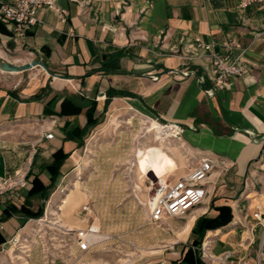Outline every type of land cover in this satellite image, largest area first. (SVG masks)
Here are the masks:
<instances>
[{
	"label": "crops",
	"instance_id": "0c3cea01",
	"mask_svg": "<svg viewBox=\"0 0 264 264\" xmlns=\"http://www.w3.org/2000/svg\"><path fill=\"white\" fill-rule=\"evenodd\" d=\"M9 1L0 0V9ZM56 5L65 17L43 9L40 23L18 41L13 26L0 17L8 31L0 30L6 57L16 53L21 64L40 59L52 74L38 67L20 79L0 71V176L19 172L27 183L18 198L5 199L7 205L20 208L35 178L42 187L50 185L46 165L54 153L70 154L64 175L104 119L112 117L109 125H117L118 112L133 110L180 126L194 157L215 163L208 196L189 215L195 220L184 246L162 263L179 261L192 247L217 264H264V0H56ZM197 39L229 55L245 73L215 89L208 61L185 57ZM232 40L239 46L229 53L225 45ZM186 72H195L204 84L196 75L181 76ZM90 113L99 122L93 128H88ZM50 132L54 138L47 140ZM176 165L161 164L154 176L165 182L175 171L163 180L161 172ZM2 206L0 232L8 243L24 217L5 221ZM223 206L232 209L228 225L202 237L193 233L199 219L216 218V208ZM54 213L50 207L48 214ZM65 215L76 224V216ZM98 226L95 221L93 228ZM249 237L253 240L245 243Z\"/></svg>",
	"mask_w": 264,
	"mask_h": 264
},
{
	"label": "rangeland",
	"instance_id": "374dc122",
	"mask_svg": "<svg viewBox=\"0 0 264 264\" xmlns=\"http://www.w3.org/2000/svg\"><path fill=\"white\" fill-rule=\"evenodd\" d=\"M7 54L0 47V56L22 65L16 53ZM34 72L12 75L26 79ZM115 117L117 125H109L112 117H107L88 136L77 154L76 165L61 174L47 200L40 196L31 199V209L36 212L43 208V215L12 230L16 235L9 236L8 243L0 247V264H163L167 257L179 253L195 218L189 213L155 223L149 219L148 206L153 205L158 167L177 164L162 171L160 178L175 171L169 180H177L194 165V153L175 136L163 141L160 127L165 122L133 110H122ZM89 142L91 150L87 151ZM138 184L142 192L136 190ZM87 204L93 206L90 217L83 212ZM50 207L55 210L53 215L48 214ZM66 213L78 218L76 224L67 219ZM60 220L68 228L54 224ZM95 221L99 232L93 228ZM76 229L92 232L90 251L79 250ZM95 232L104 236L100 243L94 239ZM12 249L13 255L9 252ZM202 260L218 263L217 259Z\"/></svg>",
	"mask_w": 264,
	"mask_h": 264
},
{
	"label": "built area",
	"instance_id": "2783aa9c",
	"mask_svg": "<svg viewBox=\"0 0 264 264\" xmlns=\"http://www.w3.org/2000/svg\"><path fill=\"white\" fill-rule=\"evenodd\" d=\"M244 6L246 7L247 4ZM43 9L56 11L62 17L66 16L65 11L58 9L56 0H10L2 3L0 17L8 25L13 26L14 38L15 41H18L24 39L27 33L40 23L39 15ZM225 46L226 50L231 53L239 45L235 40H232ZM189 56H200L208 61L215 89L228 87L231 78L240 77L245 73V69L240 63L232 60L229 55L221 56L215 53L212 46L205 44L201 39H197L194 44L189 45L185 57L189 59ZM206 93L212 95V90ZM178 127L180 131L174 136L181 140L183 130L180 126ZM45 138L52 140L54 134L50 132ZM193 160L195 163L185 176L177 180H167L164 183L157 180L152 188L151 201L153 205L148 206L150 221L162 223L169 217H183L204 203L208 196L206 184L215 169V163L208 157L199 159L194 157ZM262 164L264 166V160ZM26 185L25 177L19 172H15L14 175L0 176V203L3 204V210L9 207L5 199L7 197L18 198L17 192ZM83 212L90 217L93 213V206L85 205ZM254 218L261 221L259 213H256ZM88 236L89 230L77 232L78 248L81 252H88L91 249V245L87 241ZM13 241L18 242V239L15 238ZM209 259L213 261L214 258L209 257Z\"/></svg>",
	"mask_w": 264,
	"mask_h": 264
},
{
	"label": "trees",
	"instance_id": "16d2710c",
	"mask_svg": "<svg viewBox=\"0 0 264 264\" xmlns=\"http://www.w3.org/2000/svg\"><path fill=\"white\" fill-rule=\"evenodd\" d=\"M0 30L3 33H8L6 30L4 23L0 21ZM64 104V103H63ZM80 109H76L73 113H78ZM88 118V128H93L99 124L98 121L92 120L93 114H89ZM86 131H84V134ZM70 157L69 153H65L63 149L58 150L56 153L53 154L52 158L53 161L51 164L46 165V170L50 174L51 183L49 186H43L40 183L41 181L38 178H35L32 182V188L27 193L25 203L20 207L16 208L14 206L8 207V209L3 210L4 220H9L14 215L20 214L24 217V221L21 224L24 226L27 220L30 219H38L43 215V208H40L38 211L34 212L31 209V199L35 196H40L44 200H47L49 196V192L55 186L58 178L61 176V169L64 166L66 160ZM216 211L219 212L218 216L213 219L201 218L197 221L196 227L193 230V233H199L202 237L204 236L205 232L208 230H214L221 228L223 226L228 225L233 218L232 209L230 207H217ZM7 243L6 237L0 232V246H3ZM197 244L196 246L199 247L201 242L195 241ZM173 264H206L202 258L201 254L198 251H194L193 248H188L187 251L183 254L182 258L174 262Z\"/></svg>",
	"mask_w": 264,
	"mask_h": 264
},
{
	"label": "water",
	"instance_id": "95a60500",
	"mask_svg": "<svg viewBox=\"0 0 264 264\" xmlns=\"http://www.w3.org/2000/svg\"><path fill=\"white\" fill-rule=\"evenodd\" d=\"M38 67L43 68L47 73L51 74L47 65L40 59L33 60V61L26 63V64L16 65V64L10 63V62L4 60L2 57H0V71H2L4 73L21 74V73L28 72V71L33 70V69L38 68ZM191 75L198 76L199 82L202 85L204 84L203 78L200 77L199 75H197L195 72L182 73L181 76L188 77ZM214 93H215V91L212 90V95H214Z\"/></svg>",
	"mask_w": 264,
	"mask_h": 264
},
{
	"label": "bare ground",
	"instance_id": "6f19581e",
	"mask_svg": "<svg viewBox=\"0 0 264 264\" xmlns=\"http://www.w3.org/2000/svg\"><path fill=\"white\" fill-rule=\"evenodd\" d=\"M0 57H1V56H0ZM160 129H162V131H161V132H162V136H161V138H163V141H166L168 136H169V137H172V136L176 135V133H178V132L180 131L179 127H178V126H175V125H171V126H161ZM85 165H86V162H85L84 166H85ZM161 182H163V181H161ZM163 183H164V182H163ZM206 185H207V184H206ZM136 190L139 191V192H142V187L138 184V185L136 186ZM138 197H139V194L136 192V198H138ZM138 199H139V198H138ZM37 222H38V223H43V221H37ZM54 224H61L60 227L65 226V227L68 228V226H66L65 224H63V223L60 222V221L55 222ZM76 230H77V231H80V229H76ZM68 231H74V229L69 228ZM91 233H92V232L89 231V236H88V240H87L90 244H92V240H91V236H90ZM249 233L252 235V232H249ZM93 236H94V239L96 240V242H98V243H100L101 240H102L103 237H104V236H102L101 234H98L97 232H95V233L93 234ZM252 240H253V239H252L251 237H249V238H247V239H244V242L247 243V242L252 241ZM20 259L26 261V260L24 259V257H23V258L20 257ZM213 261H215V259H213Z\"/></svg>",
	"mask_w": 264,
	"mask_h": 264
}]
</instances>
